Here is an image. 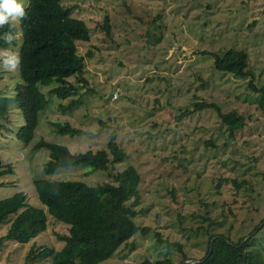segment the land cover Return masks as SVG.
Wrapping results in <instances>:
<instances>
[{
  "label": "rangeland",
  "instance_id": "obj_1",
  "mask_svg": "<svg viewBox=\"0 0 264 264\" xmlns=\"http://www.w3.org/2000/svg\"><path fill=\"white\" fill-rule=\"evenodd\" d=\"M17 3L23 7L27 0ZM60 3L71 5V15L83 19L88 27L89 39L76 42L77 51L84 54L81 75L85 81L67 78L76 86L71 97L77 101L65 109L58 104L70 97L45 93L54 81L37 84L46 103L37 113L27 143L14 136L23 123L16 101L8 102L6 116L0 119V159L12 167L0 176V198L22 190L27 204L41 207L46 214V227L36 236L26 242L3 241L0 264H22L31 246H62L56 233H65L67 224L50 215L37 199L32 180L40 177L94 184L114 182L113 173L127 164L137 169L140 199L134 204V219L147 225L148 231L134 233L99 264H133L143 257L163 256L176 264L179 250L191 259L204 253L208 230L224 231L236 239L259 223L264 214V102L260 105L259 92L247 86L248 77L214 69L212 57L200 50L244 49L253 82L264 87V0ZM104 16L108 34L101 26ZM9 21L16 24L17 18ZM17 48L11 44L0 47V91L6 95L21 88ZM9 57H15V67L5 66ZM193 95L224 111L236 110L244 124L228 137L212 109L176 119L174 114L190 106ZM50 121H67L84 132L56 133ZM110 134L125 155L105 170L76 164L44 173L48 150L32 147L43 138L77 152L104 147ZM6 227V222L0 223V234ZM258 234L264 246V225Z\"/></svg>",
  "mask_w": 264,
  "mask_h": 264
},
{
  "label": "trees",
  "instance_id": "obj_2",
  "mask_svg": "<svg viewBox=\"0 0 264 264\" xmlns=\"http://www.w3.org/2000/svg\"><path fill=\"white\" fill-rule=\"evenodd\" d=\"M71 5L60 0H27L23 6L24 15L17 17V23L9 21L0 26V47L9 44L17 48V81L21 88L6 95L0 91V119L6 116L9 101H16L23 123L15 130L14 136L27 143L37 124V113L46 103L44 92L37 84H55L45 91L59 98L70 97L61 108H69L77 101L76 86L67 78L75 76L85 81L81 72L84 54L77 51V41L89 39L88 27L84 20L71 15ZM101 26L109 32L107 16ZM19 32V37L15 33ZM11 36V40L7 37ZM85 55L90 51L86 50ZM212 57V67L237 77H248L247 86L259 92L258 102H264V87L253 82V70L248 67V55L242 48H227L221 53L215 50H200ZM194 99L185 106L176 119L200 109H212L224 125L228 137L244 124V117L234 109L222 110L216 103ZM52 130L60 134L80 135L84 131L69 122L50 121ZM33 148L48 150V158L42 166L44 173H50L59 166L85 164L90 169H107L110 164L123 160L125 152L110 134L104 147L71 151L62 143L39 138ZM12 167L0 159V176L10 173ZM264 178V176H263ZM140 175L132 164H127L113 173V180L88 184L79 179L35 178L32 184L37 199L55 219L67 224L65 233H56L62 240L58 249L53 246L29 247L22 264H99L134 234H145L147 225L136 223L137 210L134 204L140 199L138 183ZM234 184H238L234 178ZM3 182L0 180V185ZM218 182H216V185ZM256 196L260 192L256 191ZM255 199V198H254ZM206 206V202H203ZM255 208H257L255 206ZM211 222H213L210 219ZM6 222L5 231L0 234V245L4 240L26 242L46 227V214L41 207L29 205L22 190H16L0 198V223ZM264 225V214L259 223L250 227L236 239L227 232L208 230L207 246L204 253L191 259L181 251L176 264H264V246L260 242V231ZM259 226V227H258ZM157 235V233H155ZM247 235L243 240H241ZM158 239H160L157 236ZM167 244H170L164 239ZM264 241V236L263 240ZM174 243V242H173ZM179 246V244H177ZM132 245L129 246V249ZM125 255V253L123 254ZM133 264H175L170 257H143Z\"/></svg>",
  "mask_w": 264,
  "mask_h": 264
},
{
  "label": "clouds",
  "instance_id": "obj_3",
  "mask_svg": "<svg viewBox=\"0 0 264 264\" xmlns=\"http://www.w3.org/2000/svg\"><path fill=\"white\" fill-rule=\"evenodd\" d=\"M24 15V9L17 0H0V26H3L8 22L9 18L16 20L17 17H22ZM11 36L7 39L11 40ZM2 55H7L3 53ZM5 66L15 67V57H9L4 61Z\"/></svg>",
  "mask_w": 264,
  "mask_h": 264
},
{
  "label": "water",
  "instance_id": "obj_4",
  "mask_svg": "<svg viewBox=\"0 0 264 264\" xmlns=\"http://www.w3.org/2000/svg\"><path fill=\"white\" fill-rule=\"evenodd\" d=\"M247 235H245L241 240H243Z\"/></svg>",
  "mask_w": 264,
  "mask_h": 264
},
{
  "label": "built area",
  "instance_id": "obj_5",
  "mask_svg": "<svg viewBox=\"0 0 264 264\" xmlns=\"http://www.w3.org/2000/svg\"><path fill=\"white\" fill-rule=\"evenodd\" d=\"M113 95L115 96V95H116V93L114 92V93H113Z\"/></svg>",
  "mask_w": 264,
  "mask_h": 264
}]
</instances>
